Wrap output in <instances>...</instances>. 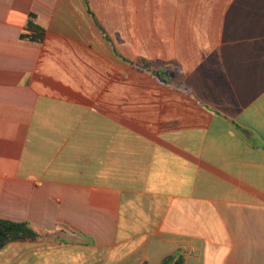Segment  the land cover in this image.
Returning a JSON list of instances; mask_svg holds the SVG:
<instances>
[{
    "label": "crops",
    "instance_id": "1",
    "mask_svg": "<svg viewBox=\"0 0 264 264\" xmlns=\"http://www.w3.org/2000/svg\"><path fill=\"white\" fill-rule=\"evenodd\" d=\"M0 219V264H264V0H0Z\"/></svg>",
    "mask_w": 264,
    "mask_h": 264
},
{
    "label": "trees",
    "instance_id": "2",
    "mask_svg": "<svg viewBox=\"0 0 264 264\" xmlns=\"http://www.w3.org/2000/svg\"><path fill=\"white\" fill-rule=\"evenodd\" d=\"M91 14L93 15L92 12ZM30 16L34 18V15ZM44 36L42 29L33 24L23 30L21 38L40 43ZM41 237L42 235L29 223L0 219V250L13 242L36 241ZM160 264H186V259L183 255L175 253L166 257Z\"/></svg>",
    "mask_w": 264,
    "mask_h": 264
}]
</instances>
